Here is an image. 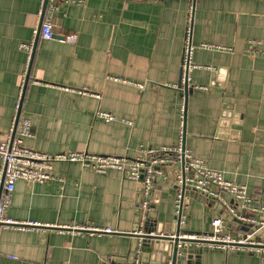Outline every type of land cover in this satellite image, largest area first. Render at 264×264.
<instances>
[{"label": "crops", "instance_id": "1", "mask_svg": "<svg viewBox=\"0 0 264 264\" xmlns=\"http://www.w3.org/2000/svg\"><path fill=\"white\" fill-rule=\"evenodd\" d=\"M41 7L42 0H0V141L11 131L25 85L22 112L31 117L33 133L25 139L28 147L136 157L144 148L185 140L194 156L264 203V0H63L52 19L55 37L38 40L26 72L22 45L36 38ZM189 27L184 116L178 84ZM69 34L76 42L62 40ZM99 108L117 119L97 117ZM161 182L159 220L170 226L177 190L167 176ZM140 192V183L118 169L97 173L80 163H55L46 183L19 180L8 214L36 227L3 231L0 264L127 258ZM221 215L209 199L192 205L188 229L210 231ZM194 261L262 264V257L255 250H204Z\"/></svg>", "mask_w": 264, "mask_h": 264}, {"label": "built area", "instance_id": "2", "mask_svg": "<svg viewBox=\"0 0 264 264\" xmlns=\"http://www.w3.org/2000/svg\"><path fill=\"white\" fill-rule=\"evenodd\" d=\"M63 0H42V7L39 10L41 25L36 30V37L39 39L51 40L55 37L53 30V17L59 10L60 2ZM70 2H82L84 0H65ZM191 15V11H190ZM67 42H76L77 35L69 34L62 38ZM185 53L182 67V83L189 79V71L192 67L190 55L192 54L191 27L188 28L185 40ZM36 38L22 47L27 52L26 72L30 66ZM205 46H209L205 44ZM225 49L224 46H219ZM194 67V65H193ZM25 86V85H24ZM205 88V86H202ZM68 91H75V88L63 87ZM77 91V90H76ZM84 90H79L83 92ZM99 96V95H98ZM24 100V87L20 88L15 102L16 114L13 118L12 128L6 139L0 141V242L3 231L6 228H27L36 227L33 222H20L8 214V208L12 202V194L19 180L26 182L46 183L53 178V167L57 162L80 163L97 173H106L110 169H118L124 175L138 183H142L143 190L139 207L142 218L148 217L152 211V198L157 183V177L162 171L157 168L169 163L183 162V168L188 173L186 186L196 193L215 199L222 203L226 210L242 224H254L264 227V221L256 218V215L264 214V203L257 201L249 195L245 184L228 180L224 173L209 166L202 158L194 156L192 151L183 144V140L174 146H161L144 148L141 154L136 157L116 156L91 153L88 151H69L50 153L43 152L25 144V139L32 136L31 117L22 112ZM184 110V106L182 107ZM96 116L106 121L117 119L115 114L99 108ZM180 174L178 173V177ZM182 179L180 178L179 185ZM188 198L179 188L174 198V213L180 225L187 224V211L190 208L184 200ZM240 206V210L234 206ZM228 206V209H227ZM77 230H91L92 232L112 233L111 228H96L88 226H75ZM230 223L223 216H216L212 220V229L206 232L181 230L179 234L169 233L168 237L194 241L192 245L198 249L220 250L222 252H245L255 250L257 253L264 252L263 249L254 247L253 244L264 243L252 239L255 233H243L239 236L232 232ZM143 232V231H140ZM241 232V231H240ZM186 242L180 241L179 246ZM104 264H120L114 258H108Z\"/></svg>", "mask_w": 264, "mask_h": 264}, {"label": "water", "instance_id": "3", "mask_svg": "<svg viewBox=\"0 0 264 264\" xmlns=\"http://www.w3.org/2000/svg\"><path fill=\"white\" fill-rule=\"evenodd\" d=\"M46 3V0H45ZM39 36L36 37V43L32 55V60L38 44ZM30 75L28 71L27 78ZM184 89L185 103H184V116H186V105L189 95L188 80L184 83H179L178 87ZM25 91V86H24ZM229 111V112H228ZM226 115L228 117L232 116L231 109L228 108ZM185 145V140H183ZM186 146V145H185ZM162 171V174L157 177V183L155 185L153 198H152V211L149 213L148 217L144 219L143 223H140V207L139 202L142 196L143 185L140 184V199L138 202V223L135 227V232L133 235V242L131 246L130 253L127 258H114L116 262L120 264H195V257H200L205 249L195 248L192 243L194 241L179 239L178 237L171 238L168 237L169 233H177L181 230H187V224L180 225L176 214L174 213V222L170 226L159 220V202L160 195L162 192V177L165 175L171 181V187L175 190L179 188L184 192L188 198L184 200L186 205L191 207L192 205H200L202 202L207 201V197L196 193L190 187L186 186V178L188 173L183 168V162L169 163L166 165L158 166ZM178 173L180 176L178 177ZM180 178L182 179L179 185ZM214 206H216L219 212L222 214L223 218L230 223L231 228H236L241 230L239 236L243 233H253L252 239L256 241H264V227L260 228L258 225L254 224H242L233 215H231L224 205L215 199H209ZM256 218L264 221V214L256 215ZM188 219V218H187ZM143 231V232H140ZM180 241L186 242L182 246H179ZM254 247H258L264 250V243L253 244ZM259 255L262 257V264H264V252H260ZM108 259V258H107Z\"/></svg>", "mask_w": 264, "mask_h": 264}]
</instances>
